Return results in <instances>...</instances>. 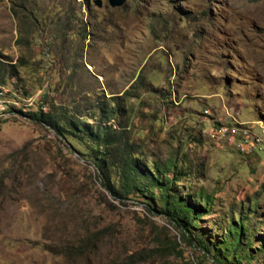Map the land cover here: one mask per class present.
Segmentation results:
<instances>
[{"label":"rangeland","instance_id":"obj_1","mask_svg":"<svg viewBox=\"0 0 264 264\" xmlns=\"http://www.w3.org/2000/svg\"><path fill=\"white\" fill-rule=\"evenodd\" d=\"M0 87V264H211L9 108L77 119L102 94L148 164L184 161L192 190L213 196L204 234L233 212L264 239V0H0Z\"/></svg>","mask_w":264,"mask_h":264},{"label":"trees","instance_id":"obj_2","mask_svg":"<svg viewBox=\"0 0 264 264\" xmlns=\"http://www.w3.org/2000/svg\"><path fill=\"white\" fill-rule=\"evenodd\" d=\"M144 79L139 76L137 82L142 85ZM2 90L0 87V99L9 100ZM145 94L149 96L150 91ZM155 96H149V99L155 100ZM102 98L92 108L95 112L92 110L84 117H78L77 113V119L70 112L54 116L41 110L23 113L14 106L9 108L11 112L45 124L76 154L90 162L100 185L110 196L118 200H135L150 213L165 218L178 229L183 240L189 246L197 247L211 264H253L258 257L264 259V239L257 240L259 234L255 232L251 216L240 213L239 220L234 221L233 212L232 216L224 215L212 223V228L222 229L223 235L204 234L198 222L212 212L213 196L192 190L191 181L187 180L191 178V172L184 161L161 163L153 160L148 164L129 136V130L120 129L123 126L119 119L126 110L123 104L116 102L118 97L107 98L110 103L105 102L103 94ZM190 139L201 142V137L195 134H190ZM196 227L198 232L192 231ZM169 248L172 250L171 246ZM180 252L176 251L177 254ZM256 264H264V260Z\"/></svg>","mask_w":264,"mask_h":264},{"label":"built area","instance_id":"obj_3","mask_svg":"<svg viewBox=\"0 0 264 264\" xmlns=\"http://www.w3.org/2000/svg\"><path fill=\"white\" fill-rule=\"evenodd\" d=\"M8 114V113H7ZM2 115V114H1ZM215 134H217V135H220V136H222V135H225V134H237V132L238 131H229L228 132V130H218V128H216L215 129ZM242 132V135H246V132L245 131H241ZM214 136V135H213ZM212 136V137H213ZM245 143H247V144H249L250 146H252L253 144L250 142V141H248V142H245ZM242 148V147H241Z\"/></svg>","mask_w":264,"mask_h":264},{"label":"water","instance_id":"obj_4","mask_svg":"<svg viewBox=\"0 0 264 264\" xmlns=\"http://www.w3.org/2000/svg\"><path fill=\"white\" fill-rule=\"evenodd\" d=\"M126 0H108L111 6H121ZM100 6V2L97 3Z\"/></svg>","mask_w":264,"mask_h":264},{"label":"clouds","instance_id":"obj_5","mask_svg":"<svg viewBox=\"0 0 264 264\" xmlns=\"http://www.w3.org/2000/svg\"><path fill=\"white\" fill-rule=\"evenodd\" d=\"M262 131H264V130H262Z\"/></svg>","mask_w":264,"mask_h":264}]
</instances>
